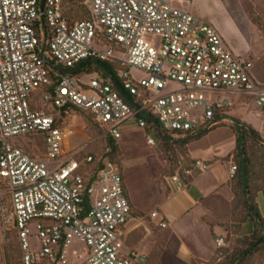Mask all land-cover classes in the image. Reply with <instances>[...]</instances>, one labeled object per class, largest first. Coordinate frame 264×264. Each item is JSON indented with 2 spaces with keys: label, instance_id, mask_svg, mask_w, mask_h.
<instances>
[{
  "label": "built area",
  "instance_id": "1",
  "mask_svg": "<svg viewBox=\"0 0 264 264\" xmlns=\"http://www.w3.org/2000/svg\"><path fill=\"white\" fill-rule=\"evenodd\" d=\"M82 1L90 18L76 21L64 0H0V264L13 236L21 264H74L76 244L84 264H145L125 249L132 206L123 176L108 161L96 172L92 156L65 151L74 112L90 113L116 141L131 118L174 140L226 123L232 103L222 96L252 97L264 108L253 61L235 55L214 26L185 8L188 0ZM87 62L111 65L121 87L101 74L84 83L78 71ZM21 136L42 138L44 156L13 143ZM193 169L209 167L196 160L166 185L182 189ZM236 172L232 165L230 177ZM151 217L167 228L159 212Z\"/></svg>",
  "mask_w": 264,
  "mask_h": 264
},
{
  "label": "rangeland",
  "instance_id": "2",
  "mask_svg": "<svg viewBox=\"0 0 264 264\" xmlns=\"http://www.w3.org/2000/svg\"><path fill=\"white\" fill-rule=\"evenodd\" d=\"M188 1L190 4L185 8L214 26L235 55L248 57L253 61L255 79L264 86V0ZM64 4L65 13L72 20L89 19L90 14L82 0H64ZM116 57L121 56L117 54ZM98 75L96 71L82 72L79 77L88 84L98 78ZM134 75L139 79L144 77L139 72ZM173 87L162 93L169 92ZM222 98L232 103L231 107L223 111V116L229 122L214 129L207 138L194 142L190 153L196 158L202 154L203 148L212 147L218 156L226 158V161L231 159L235 165L234 158L230 155L237 143L233 118L264 125V108L258 107L253 99L240 94ZM37 101L39 109L53 112L49 105L41 103L39 99ZM66 129V153L83 151V156L94 158L93 167L107 161V138L90 113L74 112L66 122ZM120 132L122 137L117 141L120 155L116 164L108 161V165L113 167L115 173L123 176L133 207L135 228L130 233L129 241L132 239L142 242L145 264H181L176 258L177 239L170 231L155 224L151 214L167 193L166 178L178 172L183 175L184 170L190 169L192 160L189 157V141L181 138L169 142L170 145H163L156 140L153 132L141 129L134 118L123 122ZM149 136L155 138V146L149 145ZM12 141L32 154L44 156L42 138L29 139L21 136ZM253 147L254 150L252 147L249 150L255 159L256 175L252 179L251 193L245 195L238 180L230 177L226 189L202 201V228L195 223V228L190 229L187 236L188 241H192L190 245L193 250H197L199 242H202L208 249V255L193 260L190 264H264V245L257 250L253 249L252 254L242 256L258 241V229L251 223L252 216L248 206H255L264 221V147L259 144H254ZM221 239H224V244L219 246L218 240ZM82 247L80 244L72 247L74 264H84V256H77ZM162 253H170L176 263H171L165 254L161 256ZM20 259L18 243L13 236L1 264H21Z\"/></svg>",
  "mask_w": 264,
  "mask_h": 264
},
{
  "label": "crops",
  "instance_id": "3",
  "mask_svg": "<svg viewBox=\"0 0 264 264\" xmlns=\"http://www.w3.org/2000/svg\"><path fill=\"white\" fill-rule=\"evenodd\" d=\"M253 76L255 78V67ZM256 82L258 81L256 80ZM258 84L260 83L258 82ZM244 97L253 99L252 97L248 96ZM233 119L240 120L241 122L253 127L264 140L263 123L261 125H255L247 123L246 121L238 118ZM209 133L210 132L205 133L199 138H192L188 143L189 157L192 160L191 166L189 168H192V163L194 161L200 160L204 162L209 167V169L206 171L193 169L192 174L185 178L186 186L182 189L172 190L166 185L167 193L165 197L160 201V203L156 206V209L153 211L159 212V214L166 220L167 228L162 229L170 231L171 234H173L177 239L178 244L176 249V258L181 262V264H190L193 260L208 255V249L205 248L202 242H199L197 250H193L190 245V243L192 244V241H188L187 234L190 229L195 228V223H197V225L202 228V201L208 196L215 194L222 189H226L230 180L231 168L233 165L231 159L226 161V158L218 156L217 152L214 151L215 149H212V147H207L206 149L203 148L201 152L202 154L198 155L196 158H193L190 153L191 145L196 141L207 138L208 136H210ZM184 136L185 135H176L174 141L181 138L184 139ZM190 136L193 137L195 135ZM235 150L230 153L231 158L233 157ZM133 213L134 212L132 207V216L126 226L125 249L127 251L135 250L142 255L145 254L142 242L133 241L132 239L131 241H129L130 233L135 228V218L133 216ZM152 221L159 226L158 219H152ZM164 254L167 256L171 263H176L175 260L173 261L170 253H162L161 256H164Z\"/></svg>",
  "mask_w": 264,
  "mask_h": 264
},
{
  "label": "trees",
  "instance_id": "4",
  "mask_svg": "<svg viewBox=\"0 0 264 264\" xmlns=\"http://www.w3.org/2000/svg\"><path fill=\"white\" fill-rule=\"evenodd\" d=\"M90 18V17H89ZM98 72V74H101L104 79L110 78V76L113 77L114 81L120 86V82L115 76V73L113 71V68L111 65L106 63H100V62H87L83 63L81 66V69L78 71V74L82 72L90 73V72ZM121 87V86H120ZM128 95L129 98H132L130 94L124 91ZM234 132L236 135V150L234 152L233 158L234 163L237 167V172L234 178L238 180V183L240 187L242 188L245 195H249L251 192V184L252 179L255 177V159L253 157V154H250L249 147H252L254 150V144H259L264 147V140L261 138L260 134L250 125H247L240 120L234 119ZM205 134V133H204ZM204 134H200L197 136L191 137V134H183L184 141L191 140L192 138H199L203 136ZM180 136L182 134H179ZM154 137L156 140L163 143V145H170L169 142L173 141L172 135L170 134H154ZM107 138V148H108V159L109 163L116 164V159L120 155L118 143L116 140H114L111 137ZM26 149V148H25ZM105 162V161H104ZM104 162L98 164L96 166L95 171H100L105 168ZM249 211L252 216V224L257 227L258 229V241L256 244H253L250 249H248L246 252L242 254V256L250 255L254 250H257V248L261 245H264V221L262 217L260 216L258 210L255 208V206L249 207ZM256 231V230H255ZM259 244V245H258ZM254 249V250H253Z\"/></svg>",
  "mask_w": 264,
  "mask_h": 264
},
{
  "label": "water",
  "instance_id": "5",
  "mask_svg": "<svg viewBox=\"0 0 264 264\" xmlns=\"http://www.w3.org/2000/svg\"><path fill=\"white\" fill-rule=\"evenodd\" d=\"M75 72H77V70H75ZM110 79L113 81L114 85H115L116 87H118L112 76H110ZM122 95L124 96V98H125L126 100L129 101V99L127 98V96H126L124 93H122Z\"/></svg>",
  "mask_w": 264,
  "mask_h": 264
}]
</instances>
